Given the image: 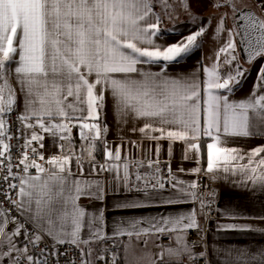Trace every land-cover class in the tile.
<instances>
[{
    "label": "snow or ice",
    "instance_id": "obj_1",
    "mask_svg": "<svg viewBox=\"0 0 264 264\" xmlns=\"http://www.w3.org/2000/svg\"><path fill=\"white\" fill-rule=\"evenodd\" d=\"M222 185L264 209V0H0V264H264Z\"/></svg>",
    "mask_w": 264,
    "mask_h": 264
},
{
    "label": "crops",
    "instance_id": "obj_2",
    "mask_svg": "<svg viewBox=\"0 0 264 264\" xmlns=\"http://www.w3.org/2000/svg\"><path fill=\"white\" fill-rule=\"evenodd\" d=\"M163 27L165 28H175V32L167 33L163 39H157V43L170 44L175 42L180 38V34L187 35L191 30L196 28L195 24L190 23L184 15H180L179 19L175 22H168ZM155 39V38H154ZM207 51V46L205 47ZM200 53L197 52L186 64L170 67V73H176L182 71L185 67H191L197 56ZM147 67V66H145ZM153 71H157L156 66H152ZM246 90V89H245ZM131 135V134H130ZM111 140L112 137L110 136ZM259 140L251 141L252 145L259 143ZM165 151L161 152V159L164 160L167 157V143L164 144ZM191 168L193 165L191 162L181 161V145L177 143L173 147V157H172V168L175 171L178 167ZM183 179H192L193 177L179 174ZM242 213L245 216H259L264 215V209L261 208L259 203L251 204L248 200L241 198L237 191L232 189L228 185H222L219 188V195L217 197V212L215 219L211 222L209 228V240L212 241V247L220 249L222 252L224 250L232 249H255L258 247H264V235H260L257 232H240V231H218V225L225 224H237V225H249L253 229L264 228V221L259 219H229L222 215L223 213ZM213 260L222 259L221 256L212 255Z\"/></svg>",
    "mask_w": 264,
    "mask_h": 264
},
{
    "label": "built area",
    "instance_id": "obj_3",
    "mask_svg": "<svg viewBox=\"0 0 264 264\" xmlns=\"http://www.w3.org/2000/svg\"><path fill=\"white\" fill-rule=\"evenodd\" d=\"M216 212H217V198H216V204H215V210L211 213V221L206 225V227L208 228V230H209V228H210V224H211V222L215 219V217H216Z\"/></svg>",
    "mask_w": 264,
    "mask_h": 264
}]
</instances>
